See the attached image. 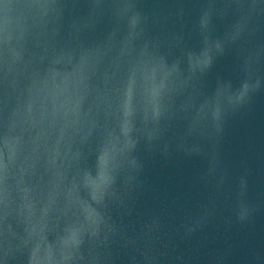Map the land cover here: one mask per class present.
Returning a JSON list of instances; mask_svg holds the SVG:
<instances>
[{"label":"water","instance_id":"obj_1","mask_svg":"<svg viewBox=\"0 0 264 264\" xmlns=\"http://www.w3.org/2000/svg\"><path fill=\"white\" fill-rule=\"evenodd\" d=\"M0 264H264V0H0Z\"/></svg>","mask_w":264,"mask_h":264}]
</instances>
